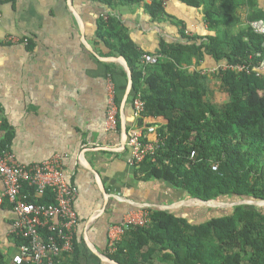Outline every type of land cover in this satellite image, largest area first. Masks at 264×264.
<instances>
[{
  "label": "crops",
  "instance_id": "0c3cea01",
  "mask_svg": "<svg viewBox=\"0 0 264 264\" xmlns=\"http://www.w3.org/2000/svg\"><path fill=\"white\" fill-rule=\"evenodd\" d=\"M150 5L152 0H5L1 6L0 143L7 140L8 149L23 164L55 154L64 157L67 181L78 189L73 204L78 217L76 251L64 264H120L107 252L109 231L130 211L205 205L169 182L144 180L139 167L128 164L122 126L129 128L136 121L131 89L126 94L128 70L125 58L106 45L107 37L98 36L100 19L115 17L142 53L156 52L163 40L177 43L211 33L201 7L168 0L157 19ZM219 63L206 56L187 69L205 70ZM110 64L118 66L113 68L121 100L118 130L106 128ZM144 122L158 129L167 119L160 114ZM3 188L0 179V194ZM14 217L11 204L3 200L4 264H13L17 250L10 234Z\"/></svg>",
  "mask_w": 264,
  "mask_h": 264
},
{
  "label": "trees",
  "instance_id": "16d2710c",
  "mask_svg": "<svg viewBox=\"0 0 264 264\" xmlns=\"http://www.w3.org/2000/svg\"><path fill=\"white\" fill-rule=\"evenodd\" d=\"M101 1L110 4L112 0ZM180 1L201 7L213 33L177 43L161 41L152 53L160 55L155 65L142 64L143 53L122 32L115 17L100 19L98 36L107 37L105 43L112 54L125 58L132 78L130 95L139 94L145 102L143 115L162 114L167 119L157 129L163 144L155 160L148 158L139 166L143 179L169 182L191 198L233 205L150 209L149 221L131 226L110 255L120 264H153L154 260L167 264H264V206L244 203L264 202V81L220 70L218 78L229 96L221 110L206 99L202 70L187 71L193 60L199 64L206 56L217 63H243L260 51L261 36L247 26L234 28L241 21L238 11L242 8L247 20L263 19L264 7L259 3L264 0ZM149 8L153 18L164 14L158 0H152ZM117 67L110 64L108 68L115 86L113 68ZM116 101L121 102L117 87ZM3 149H8L7 140L0 143V151ZM28 193L34 201L33 190ZM39 201L53 202L51 192ZM15 241L17 246L23 242ZM0 264H4L1 251Z\"/></svg>",
  "mask_w": 264,
  "mask_h": 264
},
{
  "label": "built area",
  "instance_id": "2783aa9c",
  "mask_svg": "<svg viewBox=\"0 0 264 264\" xmlns=\"http://www.w3.org/2000/svg\"><path fill=\"white\" fill-rule=\"evenodd\" d=\"M5 0H0L1 6ZM165 6L168 0H158ZM107 18V15L102 17ZM251 31L262 37L261 50L243 63L222 62L202 74L231 70L235 73L253 75L264 81V18L248 22ZM15 41V40H12ZM24 43L28 40L23 39ZM159 54L143 53L141 62L145 66L158 63ZM108 109L106 128L118 130L120 104L116 101V86L112 75H107ZM135 123L127 128L123 145L129 152L128 164L139 167L146 159L155 160L163 142L158 137L157 127L145 124V102L137 94L131 99ZM141 120V122H139ZM154 137H150V135ZM194 152H192V156ZM63 156L55 154L45 160L23 164L9 150L0 151V179L4 188L0 194V203L7 200L14 212L10 234L23 242L16 246L12 256L13 264H63L75 254L74 234L78 217L73 204L78 195L75 185L67 181L63 166ZM216 169V165L213 166ZM33 190L34 201L29 200L26 190ZM53 196V202L43 203L47 191ZM149 208L138 212L130 211L121 224L113 225L109 231L107 252L113 254L117 243L125 236L131 226H143L149 221Z\"/></svg>",
  "mask_w": 264,
  "mask_h": 264
},
{
  "label": "rangeland",
  "instance_id": "374dc122",
  "mask_svg": "<svg viewBox=\"0 0 264 264\" xmlns=\"http://www.w3.org/2000/svg\"><path fill=\"white\" fill-rule=\"evenodd\" d=\"M259 4L261 7H264V1H260ZM238 12H239V16H240L241 21L239 24H237L235 26V28H234L235 31H237L241 27H245V26L248 27V22H250L249 20L246 19L247 13H246L245 8L240 9ZM209 69H211V68H209ZM209 69H205V70H209ZM187 71H188V69H187ZM190 72H192V70H190ZM205 76H206V86H207L206 99L208 100V102L211 106L215 107V109L223 110L226 107V104L229 102V96L222 89L221 81L218 78V72L217 71L210 72L208 74H205ZM197 200H200V199H197ZM201 202H204L206 206H210L212 208H217L219 206H226L227 207V206L233 205L229 202H219V201H215V200H211V199L208 201L202 200ZM244 203L245 204L264 206V202H252L249 200V201H245ZM202 206H204V205H202ZM215 213H217V211ZM151 263H152V261H151ZM153 264H167V262L154 260Z\"/></svg>",
  "mask_w": 264,
  "mask_h": 264
},
{
  "label": "water",
  "instance_id": "95a60500",
  "mask_svg": "<svg viewBox=\"0 0 264 264\" xmlns=\"http://www.w3.org/2000/svg\"><path fill=\"white\" fill-rule=\"evenodd\" d=\"M125 67L127 68L128 70V86H127V91H126V94L129 93L130 89H131V86H132V78H131V73L129 71V68H128V65L125 61H123ZM126 131H127V128L126 126H122V133H123V138L125 139V134H126Z\"/></svg>",
  "mask_w": 264,
  "mask_h": 264
}]
</instances>
